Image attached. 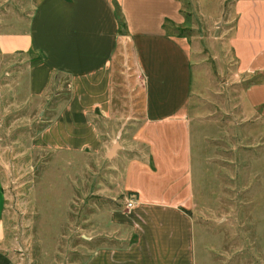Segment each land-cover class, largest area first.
<instances>
[{"label": "crops", "instance_id": "obj_1", "mask_svg": "<svg viewBox=\"0 0 264 264\" xmlns=\"http://www.w3.org/2000/svg\"><path fill=\"white\" fill-rule=\"evenodd\" d=\"M1 1L0 54L32 57L25 62V96L57 95L62 83L68 92L31 146L110 158L126 148L118 141L129 127L135 146L126 165L135 166L121 172L147 174V150L156 167L142 184H125L134 205L109 209V233L102 234L111 242L93 248L82 264H195L188 209L204 139L191 117L193 49L178 29L186 26L180 0H25V6ZM224 12L232 22L227 44L236 71L249 81L243 101L250 116L264 122V0H218L210 20ZM127 70L136 74L128 77L130 100ZM3 204L0 186V239ZM0 264H12L1 251Z\"/></svg>", "mask_w": 264, "mask_h": 264}, {"label": "rangeland", "instance_id": "obj_2", "mask_svg": "<svg viewBox=\"0 0 264 264\" xmlns=\"http://www.w3.org/2000/svg\"><path fill=\"white\" fill-rule=\"evenodd\" d=\"M12 1L25 6V0ZM180 2L186 26L178 29L193 49L191 117L194 132L204 139L202 160H195L198 166L192 162L194 204L188 209L195 264H264V122L252 118L243 101L247 77L236 71L227 44L231 18L224 12L210 20L218 0H200V10L196 0ZM31 58L0 54V251L12 264H82L93 248L111 242L102 234L109 233V209L134 199L125 184H142L156 167L147 150V174L121 172L135 166L126 165L135 146L129 127L118 141L126 148L110 158L31 146L30 139L68 98L62 83L57 95L28 100L24 72ZM128 70L130 100L128 77L136 74Z\"/></svg>", "mask_w": 264, "mask_h": 264}, {"label": "built area", "instance_id": "obj_3", "mask_svg": "<svg viewBox=\"0 0 264 264\" xmlns=\"http://www.w3.org/2000/svg\"><path fill=\"white\" fill-rule=\"evenodd\" d=\"M133 205H134L133 198H129L128 200H126V202H125L126 207H132Z\"/></svg>", "mask_w": 264, "mask_h": 264}, {"label": "water", "instance_id": "obj_4", "mask_svg": "<svg viewBox=\"0 0 264 264\" xmlns=\"http://www.w3.org/2000/svg\"><path fill=\"white\" fill-rule=\"evenodd\" d=\"M114 148H115V144L110 147L109 151L107 152V157H110L112 155Z\"/></svg>", "mask_w": 264, "mask_h": 264}, {"label": "trees", "instance_id": "obj_5", "mask_svg": "<svg viewBox=\"0 0 264 264\" xmlns=\"http://www.w3.org/2000/svg\"><path fill=\"white\" fill-rule=\"evenodd\" d=\"M116 15L118 16V19H119V13L118 11L116 12ZM249 81H246V84L248 83Z\"/></svg>", "mask_w": 264, "mask_h": 264}]
</instances>
